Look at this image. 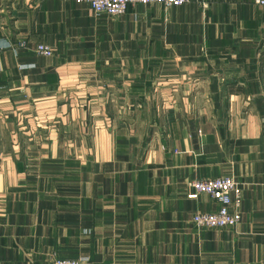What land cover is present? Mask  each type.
I'll use <instances>...</instances> for the list:
<instances>
[{
	"label": "crops",
	"instance_id": "crops-1",
	"mask_svg": "<svg viewBox=\"0 0 264 264\" xmlns=\"http://www.w3.org/2000/svg\"><path fill=\"white\" fill-rule=\"evenodd\" d=\"M219 176L241 220L197 227ZM77 257L264 264V0H0V264Z\"/></svg>",
	"mask_w": 264,
	"mask_h": 264
},
{
	"label": "built area",
	"instance_id": "built-area-1",
	"mask_svg": "<svg viewBox=\"0 0 264 264\" xmlns=\"http://www.w3.org/2000/svg\"><path fill=\"white\" fill-rule=\"evenodd\" d=\"M77 3H87L96 14L122 15L128 7L137 4L161 3L166 6H182L192 1L200 0H75ZM263 3V1H261ZM20 46L25 47L24 43ZM35 51L44 56L53 55L50 46L39 44ZM189 198L195 199L200 194H208L216 200L220 207L214 212H199L192 217V222L201 228H220L233 226L241 220L239 206L241 204V189L232 176H219L210 179L196 180L191 183ZM53 264H89L88 257L56 258Z\"/></svg>",
	"mask_w": 264,
	"mask_h": 264
}]
</instances>
